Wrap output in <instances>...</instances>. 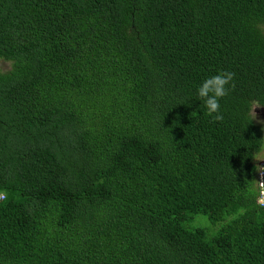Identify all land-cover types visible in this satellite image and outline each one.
<instances>
[{
  "label": "trees",
  "instance_id": "1",
  "mask_svg": "<svg viewBox=\"0 0 264 264\" xmlns=\"http://www.w3.org/2000/svg\"><path fill=\"white\" fill-rule=\"evenodd\" d=\"M0 57V264H264V0H0Z\"/></svg>",
  "mask_w": 264,
  "mask_h": 264
},
{
  "label": "clouds",
  "instance_id": "2",
  "mask_svg": "<svg viewBox=\"0 0 264 264\" xmlns=\"http://www.w3.org/2000/svg\"><path fill=\"white\" fill-rule=\"evenodd\" d=\"M234 77V72L222 70L217 74L206 77L197 88V96L204 102L207 109V114L212 117L213 121L222 122L224 119L221 112L220 101L221 99L229 95L230 91L234 90ZM261 109H264V106L255 105L253 107V111L251 113L253 120L256 119L257 121V119H259L258 112ZM260 122L263 123V125H261L264 128V121ZM256 170L260 171L259 166H256ZM261 174H263V172ZM261 186L264 187V185ZM2 199H7V195L5 192H0V200Z\"/></svg>",
  "mask_w": 264,
  "mask_h": 264
},
{
  "label": "rangeland",
  "instance_id": "3",
  "mask_svg": "<svg viewBox=\"0 0 264 264\" xmlns=\"http://www.w3.org/2000/svg\"><path fill=\"white\" fill-rule=\"evenodd\" d=\"M10 64H11L10 61L0 57V69L1 70H5V69L9 70L10 67H11ZM258 118L259 119H257V122L263 125V123H261L260 121H264V109H261L258 112ZM263 160H264V142H263L262 152L259 155H257V157L255 158V162L261 166L263 164ZM260 170L262 171L263 167H260ZM259 185H260L261 188H264V187L261 186V185H263L262 181L259 182Z\"/></svg>",
  "mask_w": 264,
  "mask_h": 264
}]
</instances>
